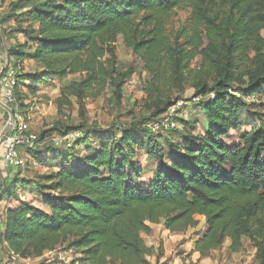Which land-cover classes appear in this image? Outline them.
Returning a JSON list of instances; mask_svg holds the SVG:
<instances>
[{
	"label": "trees",
	"instance_id": "trees-1",
	"mask_svg": "<svg viewBox=\"0 0 264 264\" xmlns=\"http://www.w3.org/2000/svg\"><path fill=\"white\" fill-rule=\"evenodd\" d=\"M25 2L31 6L27 21L36 27L24 31L29 42L7 49L10 64L17 69L31 58L43 70L18 74V85L20 77L37 84L85 75L62 89L59 106L75 98L83 108L86 97L108 85L121 97L126 78L113 79L107 56L114 57L122 36L151 78L144 88L148 108L160 118L191 88L196 98H207L200 109L211 130L187 134L168 153L156 137L132 138L135 129L124 131L125 148L102 142L85 154L75 150L87 134L69 149L41 134L43 149L27 152L39 158L51 153L54 163L60 161L48 178L50 192L37 196L47 210L22 200L7 208L1 242L26 260L68 243L79 256L77 264H153L155 250L143 238L152 233L150 225L164 222L170 233H186L198 227L201 216L207 229L194 253L207 258L226 240L238 251L250 237L264 264V116L261 127L243 134L240 143L224 141L240 130L247 107L231 91L264 96V0H20L18 5ZM180 9L190 11L189 20L172 40L168 25Z\"/></svg>",
	"mask_w": 264,
	"mask_h": 264
},
{
	"label": "rangeland",
	"instance_id": "rangeland-1",
	"mask_svg": "<svg viewBox=\"0 0 264 264\" xmlns=\"http://www.w3.org/2000/svg\"><path fill=\"white\" fill-rule=\"evenodd\" d=\"M19 2L20 0H3L0 53L5 52V49L16 47L18 44L29 42L24 31L29 33L35 26L27 21L30 4L25 2L18 5ZM189 16L190 11L186 9H180L174 13L168 25V32L172 40L187 25ZM32 48L34 47L32 46ZM107 58L113 62V79L119 83L123 78H126L120 91L121 97H118L115 86L108 85L101 94L86 97L83 108L75 98H71V103L66 106H59L58 100L63 88L70 87L75 82L82 80L85 75L71 76L66 80L52 77L48 83L39 82L37 84H32L26 77L21 80L20 77L18 85L20 101L17 102L15 95L16 105L21 110L28 129L39 136L45 132L50 136L58 135V133L65 132L67 128L71 132L80 131L87 134L85 142L78 145L75 150L78 154H85L90 148L98 149L102 142L109 143L116 150L119 146L125 148L124 131L132 129H135L131 131L132 138L156 137L167 153L169 148L179 146L187 134L203 136L210 132V124L200 109L201 104L205 103L207 98H196L195 91L191 88H187L182 95L183 108L178 117H173L172 120L169 119L170 116L166 115L159 118L154 114L155 109L148 108L150 103H147L144 88L151 78L145 70L143 61L126 47L122 36L119 37L116 44L114 57L108 55ZM11 60L14 62L15 59L11 57ZM199 64L200 58L194 62L193 67H197ZM10 65L15 68L13 63ZM16 70L19 75L26 76V74L41 73L43 69L33 59L27 58L22 63H18ZM231 93L237 97L241 96L247 104L245 110L254 115L250 116L251 114L249 115L243 110L240 130L232 131L229 136L224 138L229 146H235L241 142L240 138L243 134L261 127L260 117L264 116V96L244 97L234 92V89ZM177 96L176 92L174 98ZM7 120L6 116L1 125L4 126ZM152 124L155 125V130L151 127L150 129L155 133L147 129ZM170 124L172 125L170 126ZM44 145L42 143L36 149L41 150ZM21 153L25 160L23 167L0 166V185L2 188H5V184L8 187L7 191L0 192V213H4L9 206L18 205L20 200L33 201L35 205L46 209L37 196L40 197V194L50 192L52 183L48 178L59 170L60 161L54 163L51 153L45 154L41 158L31 150L27 152V149H21ZM137 154L144 166L151 167L147 164V157L143 153L137 152ZM145 175L149 176V172L147 171ZM3 216L0 214V237ZM197 219L199 220L197 228L174 235L171 243L166 247L161 237L162 231L158 227L150 236L144 234L143 238L146 244L155 250L154 256L150 258L151 262L155 264L158 255L160 264H259V247L250 237L242 239V247L238 251H234L231 248V241L226 240L219 250L207 258H202L200 254L194 253L195 241L207 229L206 219L201 216H198ZM160 245H164V247L161 248ZM15 256L9 246L0 240V262L2 264H77L79 258L74 249L68 246V243L61 245L52 253H45L40 258L26 260Z\"/></svg>",
	"mask_w": 264,
	"mask_h": 264
},
{
	"label": "built area",
	"instance_id": "built-area-1",
	"mask_svg": "<svg viewBox=\"0 0 264 264\" xmlns=\"http://www.w3.org/2000/svg\"><path fill=\"white\" fill-rule=\"evenodd\" d=\"M2 5L3 0H0V24ZM6 51L0 53V138L3 135L0 143V166L21 168L25 165L21 149H35L40 144H45V142L40 140L39 135L32 133L28 129L25 118L16 105L15 95L18 85V73L15 68L11 67L9 57L7 58L6 56ZM183 104L184 101L176 102L163 116H170L169 119L172 120L183 108ZM11 111L14 115L13 122H11ZM6 116L8 120L2 126L1 124ZM150 127L155 130L154 124L150 125ZM82 136V132L74 131L64 135H52L48 141L57 148L69 149ZM2 149L3 154L1 155ZM2 190L4 189L0 186V192ZM0 264L2 263L0 262Z\"/></svg>",
	"mask_w": 264,
	"mask_h": 264
},
{
	"label": "crops",
	"instance_id": "crops-1",
	"mask_svg": "<svg viewBox=\"0 0 264 264\" xmlns=\"http://www.w3.org/2000/svg\"><path fill=\"white\" fill-rule=\"evenodd\" d=\"M36 27V26H35ZM7 49H5L4 51H6ZM9 61H10V59H9ZM28 202H33V201H28ZM34 203V202H33ZM38 206V205H37ZM9 207H12V206H9ZM8 207V208H9ZM40 207V206H39ZM41 208H43V207H41ZM44 209V208H43ZM46 210H47V208H46ZM1 215H4V213L3 212H1L0 213ZM3 219H4V216H3ZM1 226H2V232H3V230H4V225L2 224V222H1ZM150 227L152 228V233L155 231V229H157V227L159 228V230H161L162 231V235H161V237H162V239L164 240V245H165V247L168 245V244H170L171 243V240H172V238L174 237V235H177V234H179V233H170L169 231H167L166 230V228H165V226H164V222H162L161 224H159V225H150ZM151 233V234H152ZM148 236H150V235H148ZM164 245H163V247H164ZM161 246V245H160ZM149 247H152V246H149ZM17 256V255H16ZM15 256V257H16Z\"/></svg>",
	"mask_w": 264,
	"mask_h": 264
},
{
	"label": "water",
	"instance_id": "water-1",
	"mask_svg": "<svg viewBox=\"0 0 264 264\" xmlns=\"http://www.w3.org/2000/svg\"><path fill=\"white\" fill-rule=\"evenodd\" d=\"M6 56H7V58L9 57V54H8L7 51H6ZM13 120H14V115H13V112L11 111V122H13ZM2 137H3V135H2L1 138H0V143H1ZM0 186H1V185H0ZM3 189H4V187H3Z\"/></svg>",
	"mask_w": 264,
	"mask_h": 264
}]
</instances>
